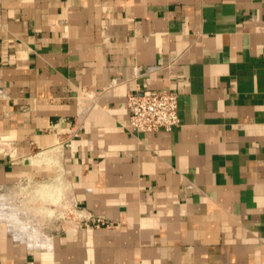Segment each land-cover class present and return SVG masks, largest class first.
I'll list each match as a JSON object with an SVG mask.
<instances>
[{"label":"crops","instance_id":"0c3cea01","mask_svg":"<svg viewBox=\"0 0 264 264\" xmlns=\"http://www.w3.org/2000/svg\"><path fill=\"white\" fill-rule=\"evenodd\" d=\"M162 88L180 124L131 130ZM59 139L64 200L111 225L5 213L0 264H264V0H0V201Z\"/></svg>","mask_w":264,"mask_h":264},{"label":"built area","instance_id":"2783aa9c","mask_svg":"<svg viewBox=\"0 0 264 264\" xmlns=\"http://www.w3.org/2000/svg\"><path fill=\"white\" fill-rule=\"evenodd\" d=\"M127 107L130 112L128 127L136 132H153L160 129L171 130L180 124L179 94L171 88L146 89L142 92L130 93L127 96ZM59 124L55 125L58 131H60L58 129ZM57 143H61L62 146L63 139H59ZM32 180V177H26L20 184L24 182L31 184ZM67 202L69 203L65 212L75 215L72 220L74 226L93 228L111 225L108 218L87 212L73 200ZM22 232L29 237L28 231L22 229Z\"/></svg>","mask_w":264,"mask_h":264},{"label":"rangeland","instance_id":"374dc122","mask_svg":"<svg viewBox=\"0 0 264 264\" xmlns=\"http://www.w3.org/2000/svg\"><path fill=\"white\" fill-rule=\"evenodd\" d=\"M42 164H44V167L48 166V168H50V169L54 168V167H52L53 165H51V164H48V163H42ZM52 170H53V174L49 177H46V180L45 179H39V178H33L31 184L24 182L22 184L17 185L15 187V189L12 190V194L15 195V199H13V195H12V197L10 199H8L9 201H7V200L5 201V199H4V201H0L1 202L0 203V222L3 221L6 223V220L9 221V216H6L4 213L7 212L8 214L11 213V215H14V213H16L14 211H17V212L20 211V210L18 211L19 205L15 204L16 206H14V204H11L12 203L11 201L17 200L16 202L18 204H20L21 201H24L25 207L28 208V210L31 209L30 211L27 212V210L26 211L24 210L25 207H22V206H24V204L21 206V211H23V212L25 211L24 212L25 215L21 214V218H20V221L22 222V223L20 222L21 224L18 221V219H19L18 215L14 216V217L17 216V218L15 219V221L18 223V224L16 223L17 226L20 224L19 227H21L23 230L25 229L26 231L29 232V234H31V235L28 234L30 239H35V237H37V235L35 233H34L35 235L32 234L33 231L35 232L36 226H39V228L41 229L42 232L50 233V231H57V230L61 229V228H56V227H59L60 225L73 224L72 220H73V217L75 215L73 213L69 214L68 212H65L68 208L69 202H67V200H64L65 196H63L62 185H61V183L58 182V179H56L59 176V172L55 168ZM51 177L55 178L54 181H55V183H57V184L54 183L55 188L53 189V192L51 193V191H52L51 188H47V190H46V187H42V188H40V192L37 193L36 190H37L38 185L42 184V183H51ZM48 189H50V191ZM5 192H7V191H3V193H5ZM30 194H32V195L35 194L34 198L30 200L31 202L29 201V199L31 197ZM50 195H51V197H50ZM55 195H57V196H55ZM60 197H62V198L59 199ZM37 198H39V200H36ZM3 202H5L6 204ZM7 202H9V203H7ZM52 202H54V204H52ZM16 207H17V209H16ZM38 208H40L41 211H39ZM10 210H11V212H9ZM1 211L3 213H1ZM50 211L56 212V213H54L55 215H51L52 217H50V215H49ZM36 213H38V214H36ZM68 214H69V216H68ZM66 216L68 217L67 219H66ZM29 222H32L31 223L32 225L34 224L33 228H29V227H32V225L29 224ZM22 224H23V226H22ZM49 224H51V225H49ZM25 225L26 226L29 225V226H27V228H25L26 227Z\"/></svg>","mask_w":264,"mask_h":264},{"label":"bare ground","instance_id":"6f19581e","mask_svg":"<svg viewBox=\"0 0 264 264\" xmlns=\"http://www.w3.org/2000/svg\"><path fill=\"white\" fill-rule=\"evenodd\" d=\"M61 149V143H57L55 146H53V147H50V148H46V149H43L42 151H40L37 155H35V156H33L32 157V163L33 164H35V165H37V164H42V163H48V164H55V163H58V158L56 157V154H58L57 152L59 151ZM62 176H63V174H60L56 179H58V182L59 183H61V182H63V181H61L62 179ZM42 187H46V190H47V188H51V193L53 192V189L55 188L54 187V185H53V183L51 182V183H42V184H39L38 185V187H37V190H36V192L37 193H39L40 192V188H42ZM58 189V188H57ZM49 191H50V189H48ZM62 190V189H61ZM45 191V190H44ZM48 191V192H49ZM42 192V191H41ZM35 193V192H34ZM7 194H9V192L7 193L6 192V194H3V195H5V196H7ZM13 195V194H12ZM12 195L10 196V194H9V196L6 198V200L7 201H9L8 200V198L10 199V197H12ZM31 195V197H30V199H29V201L31 200V199H33L34 198V196H35V194H30ZM47 195V194H46ZM43 196V195H42ZM55 196H57V195H55ZM63 196H64V194H63ZM50 197H51V195H50ZM53 198V197H52ZM57 198V197H56ZM55 198V199H56ZM62 197H60L59 199H61ZM36 200H39V198H37ZM12 202V201H11ZM10 202V203H11ZM31 202V201H30ZM3 203H5V202H3ZM7 203H9V202H7ZM6 204V203H5ZM12 204V203H11ZM13 204H14V206H16V205H18V204H16L15 205V203L13 202ZM23 204H25V203H23ZM52 204H54V202H52ZM21 206H22V204H21ZM20 206V207H21ZM19 207V206H18ZM20 207L18 208V211L19 210H21L20 209ZM22 207H24V206H22ZM52 207V206H51ZM4 209V208H3ZM6 209V208H5ZM13 209V208H12ZM16 209H17V207H16ZM23 209V208H22ZM39 209V211H41L40 210V208H38ZM24 210L26 211L27 210V212L28 211H30V210H28V208H24ZM13 211V210H12ZM24 211V212H25ZM14 212H16V213H14V215H17V211H14ZM20 212V211H19ZM22 212V211H21ZM23 212V213H24ZM26 212V213H27ZM35 212V211H34ZM37 212V211H36ZM7 213V212H6ZM50 214V216L51 215H55L54 213H56V212H49ZM5 214V213H4ZM25 215V214H24ZM13 218H17V216L16 217H13ZM19 218V217H18ZM5 220V219H4ZM18 221H20V218L18 219ZM27 221V220H26ZM30 221V220H29ZM8 222V221H7ZM28 222V221H27ZM17 223V222H16ZM22 223V222H21ZM20 223V224H21ZM32 223V222H31ZM18 224V223H17ZM19 224V225H20ZM24 224V223H23ZM23 224H22V226H23ZM29 224H30V222H29ZM32 225V224H31ZM26 226V225H25ZM27 226H29V225H27ZM27 226L25 227V228H27ZM32 227H33V225H32ZM21 228V227H20ZM30 228V227H29ZM36 228V227H35ZM36 230H37V228H36ZM35 230V232L37 233L38 231H36ZM31 233V232H30ZM32 234H34V231H33V233ZM29 235H31V234H29ZM35 235V234H34Z\"/></svg>","mask_w":264,"mask_h":264}]
</instances>
